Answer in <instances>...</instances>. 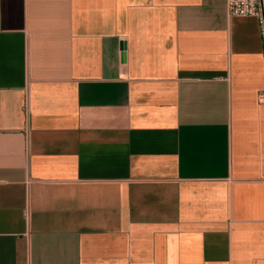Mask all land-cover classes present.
<instances>
[{
    "label": "crops",
    "instance_id": "0c3cea01",
    "mask_svg": "<svg viewBox=\"0 0 264 264\" xmlns=\"http://www.w3.org/2000/svg\"><path fill=\"white\" fill-rule=\"evenodd\" d=\"M226 0H0V264H264V41Z\"/></svg>",
    "mask_w": 264,
    "mask_h": 264
},
{
    "label": "built area",
    "instance_id": "2783aa9c",
    "mask_svg": "<svg viewBox=\"0 0 264 264\" xmlns=\"http://www.w3.org/2000/svg\"><path fill=\"white\" fill-rule=\"evenodd\" d=\"M228 16H256L264 41V0H226ZM258 102L264 104V89L258 93Z\"/></svg>",
    "mask_w": 264,
    "mask_h": 264
}]
</instances>
